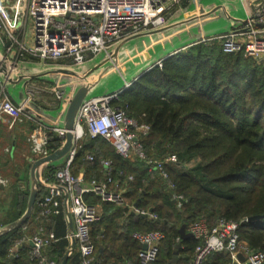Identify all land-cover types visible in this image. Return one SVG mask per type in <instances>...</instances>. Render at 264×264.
<instances>
[{
  "label": "trees",
  "instance_id": "obj_1",
  "mask_svg": "<svg viewBox=\"0 0 264 264\" xmlns=\"http://www.w3.org/2000/svg\"><path fill=\"white\" fill-rule=\"evenodd\" d=\"M118 104L151 125L144 137L150 155L162 159L175 153L178 161L168 163L175 187L167 185L166 190L156 180L157 176L162 178L159 173H150L144 162L123 158L102 137L84 138L72 171L78 174L85 168V178L90 180L93 175L100 176L99 159L111 158L116 169L135 176L128 183L126 200L144 208L153 204L152 211L158 213V219L130 213L121 224L127 208L86 193L87 201L103 207L101 219L91 225L96 253L103 263L138 264L141 244L133 233L160 229L165 238L156 264H179L182 260L189 264L198 241L193 236L182 238L180 228L201 218L210 223L218 217L241 222V240L252 249L264 250V62L258 63L242 52H224L217 42L195 44L139 77L124 91ZM49 136V148L54 151L61 140L53 132ZM88 153L95 154L96 161H87ZM198 155L201 162L189 167ZM47 168L53 169V165ZM174 193L186 197L181 206L174 202ZM28 198L29 191L19 194V211L10 213L6 222L23 214ZM36 212L35 208L22 227L0 236V264H38L30 258L29 243L20 247L18 257H12L9 250L18 239L32 235L40 223L59 237L44 249L46 262H64L69 245L64 213L38 222ZM254 215L262 218L247 220ZM178 243H182L179 249ZM80 260L75 252L66 264H80ZM228 263L227 254L213 252L202 264Z\"/></svg>",
  "mask_w": 264,
  "mask_h": 264
},
{
  "label": "built area",
  "instance_id": "obj_2",
  "mask_svg": "<svg viewBox=\"0 0 264 264\" xmlns=\"http://www.w3.org/2000/svg\"><path fill=\"white\" fill-rule=\"evenodd\" d=\"M193 2L194 0H0L2 62L7 66L9 77L15 74V79L28 66L35 64L84 69L89 61L107 53L124 39L165 25L179 13L186 11ZM242 2L246 14L242 24L234 25L222 33L202 37L173 54L195 44L219 42L226 52H242L262 61L264 1L258 8L255 6L256 0ZM162 62L163 60H158L155 65L162 66ZM131 84L132 82L126 83L113 92L85 99L77 116L73 147L60 164H46L44 168L53 165V169L47 173L43 169L42 172L44 184L39 186L41 193L34 206L37 209L35 220L40 222L69 210L74 229L66 235L71 242L66 255L69 257L78 253L80 264H104L96 253V244L91 235L92 223L100 220L103 213L98 204L86 200V193H95L102 201L116 202L126 207L129 214L158 219L153 211L126 200L128 183L135 176L125 169H116L111 158L99 159L100 176H93L90 180H86L84 170L78 174L72 171L74 159L82 149V141L86 136L106 139L123 158L144 162L150 173L158 172L170 188L175 187L167 166L168 163L178 161L177 154L171 153L162 159L150 155L144 137L151 131V125L130 115L126 106L118 104ZM24 92L23 101L17 102L12 96L9 80L0 75V122L7 124L9 128L29 123L27 140L32 153L31 160L34 162L53 152L49 148V132H53L62 145L67 129L40 120L26 108L31 102L54 108L57 102L62 101L66 90L55 81H40L37 78L25 81ZM5 150L10 151V147ZM86 160L96 161L95 154L88 153ZM1 169L0 162V171ZM0 183L9 184V179L1 172ZM172 197L178 206L186 201L183 194L174 193ZM240 224L241 222L226 217H218L213 223L206 218L190 222L187 231L192 233L198 243L189 264H202L213 252L227 254L228 264H264V250L252 249L241 240ZM133 237L141 244L138 264H156L165 238L164 231H135ZM58 240L54 230L40 223L32 235L18 239L9 252L12 257H18L20 247L29 243L31 260H36L38 264H62L57 261L47 263L43 254L47 246ZM73 241L76 243L74 249L71 248ZM144 244L147 245L146 248L143 247Z\"/></svg>",
  "mask_w": 264,
  "mask_h": 264
},
{
  "label": "water",
  "instance_id": "obj_3",
  "mask_svg": "<svg viewBox=\"0 0 264 264\" xmlns=\"http://www.w3.org/2000/svg\"><path fill=\"white\" fill-rule=\"evenodd\" d=\"M222 8L224 10L226 9V7L224 5H221V4L216 5L208 11L194 15L192 17H188L185 20L181 21L180 16L183 15L185 12V11H183V12L179 13L175 18L171 19L168 23H166L165 25H163L159 28L144 31V32L135 34L131 37L124 39L123 41L118 43L115 47L110 49L107 53L101 54L100 57L98 58L99 61L97 62V64L95 66H93L88 71L84 70L83 68L81 69L80 67H75V66L35 64V65L28 66L26 68V70L24 72H21L20 74H18L17 79H15V74H13L12 76L9 77L7 66L5 64H3V62H2L3 54H2V51L0 49V75L3 78H7L9 80L10 85H11V90H12V96L17 102L23 101V99L25 97L24 83L28 79L48 78V79L54 80V78H53L54 74H58L61 72H67L68 74H71V75L79 78L80 80H82L81 84L78 86V88L76 89V91L72 95V97H71V99H70V101L66 107L63 119L59 122L55 121V116L52 115L51 113H48L45 107L39 105L36 102H31L30 104H28L26 109L29 112H31L33 115H35L37 118H39L40 120L46 122V119H48L49 122H46L48 124L60 125V126L65 127L67 129L66 139H65V142L62 143V145H60L56 150L51 152L49 155L44 156V157H40L32 163L31 169H30L31 186H30V195H29L27 208H26L25 212L20 217H18L17 219H15L9 223H6V224H3L0 226V236L8 233L9 231H11L15 228L22 227L30 219V217L33 213V210H34V206H35L37 196H38L39 186L44 184V182L42 181V178H41L44 166L46 164L55 163L56 161L62 160L68 154V152L71 150V148L73 147L74 129L76 126V121H77V116H78L79 110H80L83 102L85 101V99H87L88 97L91 96L90 93L95 88V86L98 84L99 80L101 79V77L103 76L105 71L108 69L107 67H109V65H107V63L110 62V64L117 65L119 62V57H121L120 55H124L123 52L126 51L125 45L128 42H130V40H132L134 38L144 36V35H150L151 36V35L159 34L160 32H165L168 29H170L171 27H174L176 25H180L182 23L192 22L195 20L205 18V17L213 14L214 12H216ZM227 13H229V12H227ZM245 17L236 18L234 16L233 17L234 21L232 22L231 27L234 25L242 24L245 21ZM202 37H205V36L202 34L196 35V38L193 39L194 40L193 42H195L196 40H198ZM191 43H188L186 45H182V47H180L179 49L164 54L162 57H160L161 59H159V60H164V59L170 57L171 54H173L174 52H176L178 50H181L183 47H185ZM126 52H128V51H126ZM150 62L151 61H149V63ZM154 66H155V64L154 65H146V67H144V70L142 72H139L134 77V79H132V81H128V80L124 79V81H125L124 85L126 83H130V82L133 83L134 81H136L139 77H141L143 74H145L148 70H150ZM19 82L22 84V90H21L20 99H17L15 97V94H14V86L16 84H18ZM66 213H67L69 220H70V222H69L70 230L73 231L74 223H73L71 213L69 210H67ZM261 218H262V215H254V216L249 217L248 221L253 222V221L260 220ZM180 233H181L182 238L192 237V233L187 231L186 226H182L180 228ZM75 244H76L75 241H73V243L71 245L72 249L75 248ZM181 246H182V243L177 244L178 249L181 248ZM143 247L146 248L147 245L144 244ZM67 257H68V255H66V258H65L63 264H66ZM241 258H243L242 255H241ZM174 260L176 261L177 259L174 258Z\"/></svg>",
  "mask_w": 264,
  "mask_h": 264
},
{
  "label": "crops",
  "instance_id": "obj_4",
  "mask_svg": "<svg viewBox=\"0 0 264 264\" xmlns=\"http://www.w3.org/2000/svg\"><path fill=\"white\" fill-rule=\"evenodd\" d=\"M236 1L238 2L239 0H194V2L186 9L184 14L180 16V20L183 21L188 17H192L194 15L208 11L211 8H213L214 6L220 5V4L224 5L226 7L225 12L227 11L231 14L234 11L232 8L230 9V5L233 6L234 3H236ZM263 1L264 0H256V3H255L256 8H258L259 7L258 5ZM218 12H222V13H220V15H221V14H223L224 11L221 9L218 10L217 15H218ZM214 14H215V12L213 14L205 17V18L195 20L192 22L182 23L180 25H176V26L168 29V30H178L179 29V31L177 32V33H179V37H177V41L170 43V45L168 44L165 49H162V48L157 49L158 47H156L157 46L156 45L155 49H147L146 51H144L142 54H146V53L148 55L151 54V56H149L150 58L148 60V63H149V61H151V62L147 65H154L159 59H161L160 57H162L164 54L169 53V52L174 51V50H177L180 47H182V45H186L188 43L193 42L194 41L193 37H196L197 33H199V34L205 33L207 26L210 25L212 23V21L216 19L215 17H217V16L213 17ZM234 15L236 18L246 16V15L242 16L238 12L235 13ZM212 18H215V19H212ZM220 25L221 24H216V26H220ZM230 28H228V29H230ZM228 29L218 30V32L221 31L219 33H222V32L227 31ZM215 31H217V30H215ZM218 32L216 34H218ZM160 36L161 35H154V37H152L151 39L148 38L147 41L149 40L148 42L151 41L150 43H155V44L158 43L160 45L162 43V41L158 42V40H156V39H159ZM132 44H133V41H130V43L128 42L125 45L126 51L129 52L131 50L130 47L132 46ZM139 46H140V44H139ZM126 51L123 53L124 54L128 53ZM120 56L123 57V55H120ZM99 57L100 56L89 61L86 64L84 70L88 71L93 66H95L97 64V62L99 61V59H98ZM125 60H126V58H125ZM124 71L125 72H122L123 74L129 73V72H131V68H125ZM136 75H137V73L133 74L132 79H134V77ZM53 78H54V80L56 79L55 82L62 85V87L66 90V92H65V95H64L62 101L57 102L55 104L54 108H48L47 106L45 108H46L48 113H51L52 115L55 116V121L59 122L63 119L66 107H67L72 95L74 94V92L76 91L78 86L81 84V82L79 79H76L75 76L68 74L67 72H61L58 74H54ZM38 79L40 81L41 80L54 81V80H51L48 78H38ZM125 79L128 81H132V79L127 78L126 76H125ZM121 86H124V85H121ZM121 86H118L117 89L122 88ZM21 90H22V84H16L14 86V94H15V97L17 99H20V97H21ZM107 92H109V91H107ZM103 93L105 94L106 92H103ZM103 93L92 94L91 96L101 95ZM46 122H49V120L46 119ZM29 127H30L29 123H22V124L15 125L12 128H9L7 124L0 122V162L2 163V169L0 172L4 177L12 178L13 167H15V168L18 167L19 170H17V171H15L16 169L14 170V174H13L14 176L13 177L20 179L17 183L15 182L17 180L12 181L10 179V181L12 183H11V185L9 184L10 185L9 187H6V185L5 186L0 185V215L3 218L2 222L0 221V226L3 224L9 223V221L8 222H6V221L9 219L8 217H9L10 213L13 214V212L17 213L19 211L18 207L16 206L17 203L14 204L15 206H9V205L5 204L6 203L5 198L7 197L6 189L9 188L12 190L11 192H13V188H14L13 185L15 184V186H17V190L19 191V194H21V193L23 194V192L29 191V195H30V186H31L30 169H31V165L33 162L31 160L32 159V153L30 151V147H29L28 140H27L28 133L30 130ZM6 147H10V151H6L5 150ZM82 170H84L86 173L85 168H81L79 170V173ZM19 175H20V177H18ZM28 200H29V198H28ZM98 205H99V208L101 209V211L103 213L102 205L101 204H98ZM2 210L4 211L3 215L1 214ZM145 217H147V216H145ZM64 218L66 221V230H67L66 234H68L69 232H71V230L69 227L70 220H69L67 213L64 214ZM148 218H150V217H148ZM70 244H71V242L69 240V245ZM100 250H103V249L100 248ZM103 251L106 253L107 250H103ZM105 253L102 252L101 254L104 255ZM123 263L124 264H131L130 261H124Z\"/></svg>",
  "mask_w": 264,
  "mask_h": 264
},
{
  "label": "rangeland",
  "instance_id": "obj_5",
  "mask_svg": "<svg viewBox=\"0 0 264 264\" xmlns=\"http://www.w3.org/2000/svg\"><path fill=\"white\" fill-rule=\"evenodd\" d=\"M231 8L234 11L231 14L225 12V10L223 8L221 10H223L224 12L221 15H220V13H222V12H218V15H217V11H216L215 14L213 15V17L217 16V17H215L216 19L212 18V19H215V20H213L212 23L207 26V29L205 30V33H201V34L204 35V36L213 35V34H216L218 32V30H222V29L224 30V29L230 28L231 24L233 22V17L235 16L234 14L237 13V12L240 13L242 16L246 15L245 11H244L242 0H239L238 2L236 1V3H234L233 6L230 5V9ZM216 24H221V25L220 26H216ZM215 30H217V31H215ZM178 31H179V29L178 30H168L166 32H160L159 34H156V35H161L159 39H156V40H158V42L162 41V43L160 45L158 43H156V44L155 43H150L151 41L148 42L149 40L147 41L148 38L151 39L152 37H154V35H151V36L150 35H144V36H140V37H137V38H134V39L130 40V41H133V44L130 47L131 50L128 53H125L123 55V57L122 56L119 57V62H118L117 65L110 64V62L107 63V65H109V67H107L108 69L105 71V73L103 74V76L101 77V79L99 80V82L95 86V88L92 90L90 95L99 94V93H103V92L110 93V92H112L114 90H117L118 86L124 85L125 76L127 78L132 79L133 78L132 77L133 74H135V73L138 74V72H142L144 70V67L148 64V60L150 58L149 56H151V54L148 55L147 53L146 54H142V53L144 51H146L147 49H155L156 45H157L156 47H158L157 49H160V48L165 49L168 44L170 45V43H173V42L177 41V37H179V33H177ZM219 32H221V31H219ZM197 35H199V33H197ZM195 38L196 37H193V39H195ZM210 43L213 44V43H216V42H210ZM217 43L223 49V46L221 45V43H219V42H217ZM139 44H140V46H139ZM205 44H209V43H205ZM223 51L226 52L224 49H223ZM245 56H247V55H245ZM249 57H251V56H249ZM125 58H126V60H125ZM252 58H254V57H252ZM255 60L258 63H261V62L263 63L264 62V58H263L262 61L257 60V59H255ZM125 68H131V72L123 74L122 72H125L124 71ZM76 79H79V78L76 77ZM81 81L82 80H80V82ZM18 84H21V83L19 82ZM121 87H123V86H121ZM107 91H109V92H107ZM152 150L154 151L153 148H152ZM61 162H62V160H59V161H56L54 164H60ZM200 162H201V157L198 155V156H195L189 162L188 165H189V167H193V166H196L197 164H199ZM17 168L13 167L12 178H8L10 185L12 183L10 181V179L12 181L13 180L14 181L17 180V181H15L16 183L20 180L18 178H14L13 177L14 176L13 175L14 174V170L15 169H16L15 171L19 170V168L18 169ZM46 169L50 170L47 167H46ZM18 177H20V175ZM157 177L158 178H156V180H157L158 184L160 183L162 185V187L164 186L163 189L165 188L167 190L168 189L167 182L164 179L160 178L159 176H157ZM170 177H171V180L173 181V174L172 173H170ZM9 184L6 185V187H9L10 186ZM0 185H3V184L0 183ZM13 186H14L13 192H11L12 190L9 189V188L6 189L7 197L5 198V202H6L5 204H7L9 206H15L14 204L17 203L18 197H19V191L17 190V186H15V184ZM27 204H28V202H27ZM153 206H154L153 204L148 206V207L145 206L146 207L145 209L152 211ZM26 208H27V206H26ZM3 212L4 211L2 210V213H1L2 215L4 214ZM154 213L158 215L157 212H154ZM123 215L124 216L120 218L121 224L125 223L126 217H128V215H129V212H128L127 209H125V213ZM2 220H3V218L0 215V221L2 222ZM178 256H179V254L175 255L174 258H176L178 260L179 259ZM179 262H180L179 264H187L188 263V262H185L183 260L179 261Z\"/></svg>",
  "mask_w": 264,
  "mask_h": 264
}]
</instances>
